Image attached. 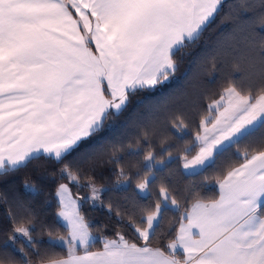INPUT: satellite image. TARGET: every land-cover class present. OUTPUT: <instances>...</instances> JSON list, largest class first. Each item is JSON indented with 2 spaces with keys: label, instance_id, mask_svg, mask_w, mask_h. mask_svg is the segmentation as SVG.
Returning <instances> with one entry per match:
<instances>
[{
  "label": "snow or ice",
  "instance_id": "1",
  "mask_svg": "<svg viewBox=\"0 0 264 264\" xmlns=\"http://www.w3.org/2000/svg\"><path fill=\"white\" fill-rule=\"evenodd\" d=\"M224 8L225 0H0V177L34 160L60 165L50 169L53 178L58 173V227H38L31 215L9 211L0 264H264V0L230 6V15L238 10L250 22L253 35L223 73L216 98L197 114L195 128L185 113L173 114L181 146L158 153L144 128L126 145L135 147L128 156L142 159L126 167L118 155L123 143L109 153L116 184L134 183L150 202L123 212L104 205L102 195L111 189L97 186L94 169L82 170L91 154L69 161L134 95L167 82L178 70L177 57ZM208 66L219 77L224 62L213 55ZM233 148L239 162L217 169L214 198L202 196L197 185L183 195L165 183L152 198L164 156L176 151L184 171L198 176ZM61 181L89 194L74 196ZM84 201L107 207L120 227L111 235L100 231L83 214ZM169 212L174 224H166Z\"/></svg>",
  "mask_w": 264,
  "mask_h": 264
},
{
  "label": "trees",
  "instance_id": "2",
  "mask_svg": "<svg viewBox=\"0 0 264 264\" xmlns=\"http://www.w3.org/2000/svg\"><path fill=\"white\" fill-rule=\"evenodd\" d=\"M240 2L242 0H225L221 17L204 32L196 44L185 49L177 57L176 73L155 90H145L134 95L125 112L109 119L101 133L86 142L79 152L69 158V161L79 162V157L84 153L91 154L82 164V170L94 169L97 186L111 189L102 195L104 205L111 204L123 212L135 205L150 202L141 199V194L137 193L134 183L124 187L116 184L114 165L106 162L109 160V153L114 145L120 147L123 143L124 151L118 155H124L126 167L142 159L139 156H128L127 153L134 151L135 147L129 149L126 145L141 135L144 128L149 131L152 147L158 153L162 152V147L171 144L181 146L179 139L181 134L170 125L173 114L185 113L190 128H195L197 114L203 111L206 102L216 98V93L223 84V73L229 70L232 59L245 51L249 37L253 35L250 22L243 14L236 10L230 15V6L234 7ZM213 55L218 64L224 62L219 77L208 66L209 58ZM213 79L216 81L215 84L210 83ZM185 139L191 141L192 136H187ZM162 140L163 146H161ZM240 147L243 149L244 145ZM140 148L146 149L147 145L141 143ZM235 151L236 149L233 148L226 152L217 159L215 168L208 169L203 175L198 176H190L184 172L176 151H173L172 158L164 156L163 166L157 167L158 180L153 187L152 198H155L160 183L170 185L174 192L183 195H187V190L197 185L202 196L214 198L216 190L212 186L213 177L218 174L217 169L222 171L239 162L234 155ZM53 167L58 168L60 165L49 163L45 159L34 160L26 168L10 173L6 177H0V239H3L4 234L12 227L9 211L17 218L31 215L38 227L43 225L58 227L55 225L56 212L59 210L55 197L58 173L56 178H53L50 174V169ZM91 174L92 171H89V175ZM26 184L34 185L36 191H28ZM69 187L74 196L89 194L86 188L71 183ZM183 195L178 197L182 202ZM81 210L93 225L109 235L115 227H120L115 215L109 214L105 206H94L91 201H84ZM167 216L166 224L176 222L177 217L174 212H169ZM120 230L130 234V229L127 227H122ZM57 234H64V230L60 229ZM42 239L47 240V237L42 235Z\"/></svg>",
  "mask_w": 264,
  "mask_h": 264
},
{
  "label": "rangeland",
  "instance_id": "3",
  "mask_svg": "<svg viewBox=\"0 0 264 264\" xmlns=\"http://www.w3.org/2000/svg\"><path fill=\"white\" fill-rule=\"evenodd\" d=\"M163 166V164H158V166L157 167H162ZM32 185V184H31ZM122 187H124V186H127V184H125V185H121ZM99 187V186H98ZM28 189V188H27ZM28 191H31V190H29L28 189ZM32 192V191H31ZM92 203V202H91ZM95 206H100L99 204H97V205H95Z\"/></svg>",
  "mask_w": 264,
  "mask_h": 264
},
{
  "label": "crops",
  "instance_id": "4",
  "mask_svg": "<svg viewBox=\"0 0 264 264\" xmlns=\"http://www.w3.org/2000/svg\"><path fill=\"white\" fill-rule=\"evenodd\" d=\"M184 170V169H183ZM185 172V171H184ZM186 173V172H185ZM186 174H188V173H186Z\"/></svg>",
  "mask_w": 264,
  "mask_h": 264
}]
</instances>
